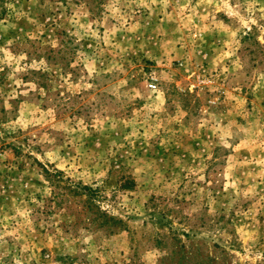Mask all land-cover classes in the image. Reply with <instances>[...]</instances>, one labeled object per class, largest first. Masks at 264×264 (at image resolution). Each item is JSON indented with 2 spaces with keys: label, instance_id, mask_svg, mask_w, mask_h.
<instances>
[{
  "label": "rangeland",
  "instance_id": "rangeland-1",
  "mask_svg": "<svg viewBox=\"0 0 264 264\" xmlns=\"http://www.w3.org/2000/svg\"><path fill=\"white\" fill-rule=\"evenodd\" d=\"M0 264H264V0H0Z\"/></svg>",
  "mask_w": 264,
  "mask_h": 264
},
{
  "label": "built area",
  "instance_id": "built-area-1",
  "mask_svg": "<svg viewBox=\"0 0 264 264\" xmlns=\"http://www.w3.org/2000/svg\"><path fill=\"white\" fill-rule=\"evenodd\" d=\"M150 88H152V89H156V88H157V85H156L155 83H151V84H150Z\"/></svg>",
  "mask_w": 264,
  "mask_h": 264
}]
</instances>
